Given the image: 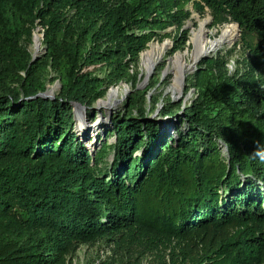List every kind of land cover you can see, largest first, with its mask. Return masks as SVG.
I'll return each mask as SVG.
<instances>
[{
  "label": "trees",
  "instance_id": "16d2710c",
  "mask_svg": "<svg viewBox=\"0 0 264 264\" xmlns=\"http://www.w3.org/2000/svg\"><path fill=\"white\" fill-rule=\"evenodd\" d=\"M190 4L238 23L260 73L206 58L175 133L130 99L94 156L74 103L95 121L109 89L137 86L140 54ZM37 25L47 50L32 61ZM127 231L183 242L184 264H264V0H0V264H60Z\"/></svg>",
  "mask_w": 264,
  "mask_h": 264
},
{
  "label": "rangeland",
  "instance_id": "374dc122",
  "mask_svg": "<svg viewBox=\"0 0 264 264\" xmlns=\"http://www.w3.org/2000/svg\"><path fill=\"white\" fill-rule=\"evenodd\" d=\"M189 8L192 11V15L185 23L183 29L170 26L166 30L161 31L160 35L156 36L148 48L140 54L135 68L141 76L143 72L146 74L142 66L144 53L148 52L152 45L163 46L165 49V53L159 60L160 63L156 66L154 74L145 84H143V79L137 86L133 83H121L109 89V91L116 90V95L113 97L111 104L102 102L100 105L95 104L91 111V114L96 116L95 121L89 119V109H76L75 129L80 139L88 146L94 156L102 147L100 137H103L102 139L105 141L108 129L111 130L112 128V118L118 114L128 113L125 104L130 99L137 100L139 105H145L149 115L161 124L164 131L175 133L179 117L184 115L190 100L197 97L194 77L206 59L203 58L206 56H203L198 59L199 61L196 60L195 44L192 40L194 31L200 27V21L210 19L208 32L206 33V40H209L216 36L214 32L217 28L222 29L227 25L214 26L213 16L209 9H206L205 12H199L194 9L193 4H190ZM232 23L237 25L235 22ZM36 34L39 35L35 37ZM23 43L27 45V49L33 57L35 54L38 57L44 55L46 52L44 47L46 45L44 44L43 27L37 25L33 28L31 35L24 37ZM39 44L41 45L37 48L36 46ZM177 54L184 55V62L189 67L180 86L175 89L176 74L173 71L174 67H171L169 71L167 69L169 67V59ZM208 56V59L225 63L231 73H234L237 69L254 71L256 74L260 73L256 69L250 52L241 43V32L239 29L237 39L231 47L223 48ZM52 76H55V74H52ZM58 84H60L59 80L49 83V90L54 89L53 96L60 90L56 88ZM109 91L103 99H100L101 101L107 100ZM166 108H172L177 111V116H164L163 112ZM109 114H111L110 118L104 117V115ZM81 116L84 118L82 121L80 120ZM82 124V128H85V133L89 135L85 136L80 131ZM182 126L184 127L185 124ZM114 141V137L109 138L110 143ZM114 160L115 154L110 151L105 158V163L110 165L114 163ZM183 245V242L177 240L166 241L145 233L127 231L115 236L101 238L92 243L78 244L65 252L60 264H157L161 261H165L168 264H184L181 254Z\"/></svg>",
  "mask_w": 264,
  "mask_h": 264
},
{
  "label": "bare ground",
  "instance_id": "6f19581e",
  "mask_svg": "<svg viewBox=\"0 0 264 264\" xmlns=\"http://www.w3.org/2000/svg\"><path fill=\"white\" fill-rule=\"evenodd\" d=\"M209 22L210 19L200 21V27L194 31L192 40L195 44L196 60L200 59L203 56L209 57L208 55L220 51L223 48L231 47L237 39L238 27L236 24L231 23L227 24L222 29L217 28L214 32L216 36L214 38L212 37L209 40H206V33L208 32ZM40 45L41 44L37 45L36 47L39 48ZM164 53V47L157 45H152L151 49L148 50V52L144 53V57L142 59V66L143 70L146 71V74L143 84L145 83V79L148 73L151 72L153 67L156 66V64L161 59ZM171 67H174L173 71L176 74V84L174 87L175 89H177L180 86L181 81L188 70L189 65L185 64L184 55L177 54L176 56L171 57L169 59V67L167 71H169ZM115 95L116 90L109 91L108 98L107 100L103 101V103L111 104Z\"/></svg>",
  "mask_w": 264,
  "mask_h": 264
},
{
  "label": "water",
  "instance_id": "95a60500",
  "mask_svg": "<svg viewBox=\"0 0 264 264\" xmlns=\"http://www.w3.org/2000/svg\"><path fill=\"white\" fill-rule=\"evenodd\" d=\"M237 26H238L239 31L241 32V27H240V25H239L238 23H237ZM44 50H45V51L47 50V47H46V46L44 47ZM36 58H38V55L35 54L34 57H33V59H32V61L35 60ZM205 58H208V57H205ZM159 63H160V61L156 64V66H157ZM156 66L153 67V69L151 70V72L148 73V75H147V77H146V79H145V83H146V82L149 80V78L152 77V75L154 74V71H155V69H156ZM141 76H142V75H141ZM145 83H144V84H145ZM56 88L61 89V84H58V85L56 86ZM53 93H54V89H50V90H48L46 93L41 94V95H42V96H45V97H54V96H53ZM101 102L103 103V101L98 100V101H97V104L100 105ZM74 105H75L76 109H82V110L87 109L86 106H84V105H82V104H80V103H74ZM109 107H112V106H109ZM104 117H105V118H107V117L110 118V117H111V114H109V115H104ZM148 118L154 120L151 116H149ZM225 150L227 151V149H225Z\"/></svg>",
  "mask_w": 264,
  "mask_h": 264
}]
</instances>
